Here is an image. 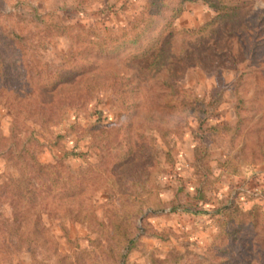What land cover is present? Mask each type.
<instances>
[{
	"label": "rangeland",
	"instance_id": "1",
	"mask_svg": "<svg viewBox=\"0 0 264 264\" xmlns=\"http://www.w3.org/2000/svg\"><path fill=\"white\" fill-rule=\"evenodd\" d=\"M146 1L0 0V33L19 37L32 75L25 102L0 103V135L14 126L20 150L33 130L58 180L42 178L53 191L27 216L48 239L7 244L0 264H264V0H162L143 37L106 56L40 23L120 38ZM6 158L0 184L18 176Z\"/></svg>",
	"mask_w": 264,
	"mask_h": 264
},
{
	"label": "trees",
	"instance_id": "2",
	"mask_svg": "<svg viewBox=\"0 0 264 264\" xmlns=\"http://www.w3.org/2000/svg\"><path fill=\"white\" fill-rule=\"evenodd\" d=\"M189 2H194L196 0H184ZM206 3H210L211 7L215 10H222V6L214 4L213 1L216 0H204ZM162 0H147L145 7L143 9V14L140 18L133 22L129 27V30L124 32L120 37H114L111 39L103 40L102 38H94V32L96 30L84 29L81 25H72L64 26L57 23L53 16L47 14L43 17H40L41 25L44 27V31L48 29L53 31L57 36H64L70 42L77 41L81 44H86L85 51H94L97 55H111L116 52L120 46H134L138 38L143 37L146 30L154 24V16L159 14V11L162 9ZM179 10L172 11L173 15L171 19L177 17L176 12ZM76 33L72 37V33ZM98 33L103 35L110 34L111 30L103 29L97 30ZM101 35V34H99ZM88 39L90 40H87ZM17 36L15 34L0 33V103H3L5 106H14L13 102L17 104H22L25 102L26 97L21 94V90L24 88L32 87V75H29L27 71L22 72L20 69V63L22 64L23 53L21 52V45L18 42ZM19 46V47H18ZM72 49H69L62 55V64L61 67L67 72H74V70L69 66V58L72 54ZM15 63V64H14ZM19 65V66H18ZM12 69V70H10ZM75 69V68H74ZM34 71L35 68L33 67ZM12 71V72H11ZM12 73V74H11ZM37 73V75H36ZM34 76H43L41 73L36 72ZM41 74V75H40ZM40 78V77H39ZM36 79L34 85H37L40 80ZM59 78L57 76H46L42 77L41 80L44 84H40L43 88H53L58 84ZM58 81V82H57ZM47 92V91H46ZM32 95H30L31 98ZM46 103L43 101L40 106V113L42 117L49 118V112L46 111L44 106ZM199 125L203 123L202 120L198 121ZM199 126V127H200ZM15 127L12 126L10 130V137L7 139L1 137L0 135V156L7 157L8 161L15 163L17 167L18 176L9 177L2 184H0V201L7 204L12 211V218L9 220L0 219V249L6 248L8 244L13 248H23L29 251L33 240V235L39 240L45 239V237H40L43 235V228L39 225V217H35L32 221H27V216L30 211H34L39 204H46L47 191H53L52 188H46L45 182L42 181V178H47L50 182L51 187L58 184V180L54 177L55 170L57 166L52 165H41L36 160L37 154H39V148L41 144L33 136L34 131H30V136L26 139L25 145L21 144L20 150H16V144L11 143L7 144L8 140H14V131ZM36 180L40 181L38 186L35 182ZM50 187V186H49ZM60 189L66 190L65 187ZM230 207L223 208V211L228 210ZM197 214V213H195ZM20 223V225H16ZM5 227L6 230L2 231L1 229ZM28 229V232L25 233L22 230ZM8 233V238L5 234ZM10 238V239H9ZM13 238L14 240H11ZM48 239V238H46ZM132 245L131 241L129 242L126 250L129 251ZM29 253H32L31 251ZM0 256V260H1Z\"/></svg>",
	"mask_w": 264,
	"mask_h": 264
}]
</instances>
